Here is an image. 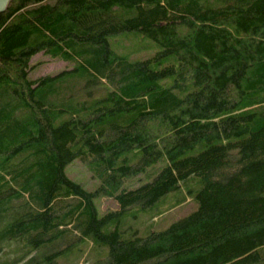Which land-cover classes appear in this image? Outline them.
Masks as SVG:
<instances>
[{"label":"trees","instance_id":"trees-1","mask_svg":"<svg viewBox=\"0 0 264 264\" xmlns=\"http://www.w3.org/2000/svg\"><path fill=\"white\" fill-rule=\"evenodd\" d=\"M127 39L156 51L134 57ZM40 52L70 66L31 78ZM76 159L95 189L67 175ZM182 186L198 200L190 215L145 235L125 226L155 218ZM101 197L118 208L99 214ZM87 255L264 264V0H10L0 11V264Z\"/></svg>","mask_w":264,"mask_h":264},{"label":"rangeland","instance_id":"rangeland-1","mask_svg":"<svg viewBox=\"0 0 264 264\" xmlns=\"http://www.w3.org/2000/svg\"><path fill=\"white\" fill-rule=\"evenodd\" d=\"M151 44L152 41L149 39H127L124 40L122 46L126 49H135L136 52L133 54L134 57H146L156 51V47L148 49L143 47L150 46ZM139 47L143 48L138 50ZM68 66H70V64L64 60L40 52L32 59L30 77L37 78L42 75L55 74ZM66 173L70 178L83 183L84 186L90 190L95 189L100 183L99 178L94 177L92 172L79 159H76L67 165ZM147 179H149V177H147L146 174H141L134 178L129 185L137 186ZM97 206L99 214H102L107 209L118 208L116 201L108 197L97 198ZM197 208L198 200L196 199L194 192H187L185 187L182 186L180 190L171 192L168 197L160 203V213L155 218H149L148 214L139 215L137 217L130 216L126 221L125 226L130 225L133 228H137L139 235H145L150 227L155 229L166 228L172 223L190 215L197 210ZM129 230L132 231V228ZM93 260V255H87L80 264H91Z\"/></svg>","mask_w":264,"mask_h":264},{"label":"water","instance_id":"water-1","mask_svg":"<svg viewBox=\"0 0 264 264\" xmlns=\"http://www.w3.org/2000/svg\"><path fill=\"white\" fill-rule=\"evenodd\" d=\"M10 0H0V11L5 8Z\"/></svg>","mask_w":264,"mask_h":264}]
</instances>
